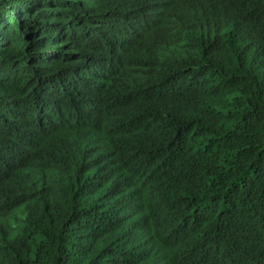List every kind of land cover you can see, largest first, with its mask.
Segmentation results:
<instances>
[{"label":"trees","instance_id":"trees-1","mask_svg":"<svg viewBox=\"0 0 264 264\" xmlns=\"http://www.w3.org/2000/svg\"><path fill=\"white\" fill-rule=\"evenodd\" d=\"M0 264H264V0H0Z\"/></svg>","mask_w":264,"mask_h":264},{"label":"rangeland","instance_id":"rangeland-1","mask_svg":"<svg viewBox=\"0 0 264 264\" xmlns=\"http://www.w3.org/2000/svg\"><path fill=\"white\" fill-rule=\"evenodd\" d=\"M22 214L21 213H17V216L20 217Z\"/></svg>","mask_w":264,"mask_h":264}]
</instances>
